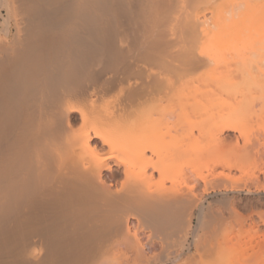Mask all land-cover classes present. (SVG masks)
Here are the masks:
<instances>
[{
	"label": "bare ground",
	"instance_id": "bare-ground-1",
	"mask_svg": "<svg viewBox=\"0 0 264 264\" xmlns=\"http://www.w3.org/2000/svg\"><path fill=\"white\" fill-rule=\"evenodd\" d=\"M0 264H264V0H0Z\"/></svg>",
	"mask_w": 264,
	"mask_h": 264
},
{
	"label": "rangeland",
	"instance_id": "rangeland-1",
	"mask_svg": "<svg viewBox=\"0 0 264 264\" xmlns=\"http://www.w3.org/2000/svg\"><path fill=\"white\" fill-rule=\"evenodd\" d=\"M191 118H192V117H191ZM175 119H177V118H171L170 122H174ZM193 119H194V117H193ZM175 123H176V124H177V123L179 124V122H177V121H176ZM176 124H175V125H176ZM182 125H183V123H181L180 126H182ZM190 125H192V124H190ZM190 125H189V127H188V125H185V127H186V126H187V127L184 128V129H183V127L181 128V129H183V130H180L181 132H183L182 134H185V135L188 134V136L190 135V133H187V132H190V130H191ZM180 126H179V127H180ZM183 126H184V125H183ZM193 126H194V125H192L191 127H193ZM176 127H177V126H176ZM179 127H178V128H179ZM187 128H188V131H185V129H187ZM189 128H190V130H189ZM196 130H197V129H196ZM196 130H195V126H194V129L192 128V131H193V132L191 131V133L193 134V136L190 137V140H191V138H193V140L195 139V136L198 134V132H196ZM180 131H178V132H180ZM184 132H186L187 134L184 133ZM182 134H180V135H182ZM188 136H187V138H188ZM197 136H198V135H197ZM197 136H196V137H197ZM178 137H179V136H178ZM182 137H183V136H182ZM182 137H181V138H182ZM176 138H177V136H176ZM176 138H173V137H172V139H174V140H175ZM179 138H180V137H179ZM181 138H180L179 140H181ZM183 138H184V137H183ZM183 138H182V139H183ZM172 139H169L168 144H170L171 142L173 143V140H172ZM185 140H186V139H185ZM175 141H176V140H175ZM183 141H184V140H183ZM186 141H187V140H186ZM180 142H182V140H181V141H178V142L176 141V144H178V143H180ZM182 143H184V142H182ZM194 220H195V218H194ZM194 220H193L194 223L192 222V227H194L195 222H196V220H195V221H194ZM253 245H254V244H253ZM248 246H249V245H248ZM246 247H247V246H246ZM246 247H245V248H246ZM251 247H252V246H251ZM252 249H254V250H252ZM255 249H256L255 247H252V248L248 247V248L246 249V251H247L246 253H248V254H249V253H252L253 251H255ZM250 251H251V252H250Z\"/></svg>",
	"mask_w": 264,
	"mask_h": 264
}]
</instances>
